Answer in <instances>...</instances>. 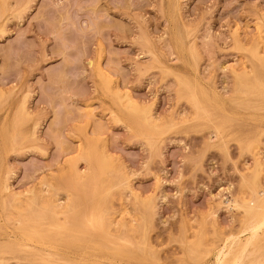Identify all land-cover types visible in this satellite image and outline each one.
Here are the masks:
<instances>
[{
    "label": "rangeland",
    "instance_id": "374dc122",
    "mask_svg": "<svg viewBox=\"0 0 264 264\" xmlns=\"http://www.w3.org/2000/svg\"><path fill=\"white\" fill-rule=\"evenodd\" d=\"M262 195L264 0H0V264H213Z\"/></svg>",
    "mask_w": 264,
    "mask_h": 264
},
{
    "label": "bare ground",
    "instance_id": "6f19581e",
    "mask_svg": "<svg viewBox=\"0 0 264 264\" xmlns=\"http://www.w3.org/2000/svg\"><path fill=\"white\" fill-rule=\"evenodd\" d=\"M7 74V73H6ZM250 83V82H249ZM106 86V85H105ZM244 88V87H243ZM238 90V89H237ZM235 91V90H234ZM249 92V91H248ZM246 95V94H245ZM98 122V121H97ZM98 124V123H97ZM96 127V126H95ZM95 130V129H94ZM98 129L96 128V131H97ZM94 133V132H93ZM95 134V133H94ZM257 161V160H256ZM257 164H258V162H257ZM100 166H102V163H100L99 164ZM99 166V167H100ZM105 169V168H104ZM109 169V168H108ZM85 176V175H84ZM97 181V180H96ZM83 189V188H82ZM263 196V199H261L260 200V202H259V204L257 205V208H261L262 206H263V203H264V195H262ZM48 198V197H47ZM49 198H51V197H49ZM43 199V198H42ZM44 200V199H43ZM45 201H47L46 199H45ZM49 201V200H48ZM71 202V201H70ZM228 203V202H227ZM36 204V203H35ZM227 205V204H226ZM52 208V207H51ZM63 208V207H62ZM143 209V208H142ZM59 210H62V209H59ZM57 211H55L54 213H56ZM69 214H71V212L69 213ZM254 214V213H253ZM255 214H256V212H255ZM264 214V213H263ZM261 216V215H260ZM256 217L255 215H254V217H250L251 219H250V221L247 223V225L245 226V228H244V230H243V233H245L246 235L244 236V235H242V236H244L245 238H244V240H242V241H240L239 239H240V237L238 236V238H235V236L233 237V236H229V237H227V238H225V240L223 241V243H221L222 245L220 246V247H218L217 249H216V251H214V249H213V251L215 252V253H213L214 254V263L213 264H226V260L228 259V257L230 256V255H234V253L236 254V256H235V258L233 259V261H232V264H241L242 262H241V259H242V257H243V255H244V257L246 258L248 255H249V257H250V254H252L253 253V251L252 250H254L256 247H258V245L260 244V242H262L263 240H261V241H259L260 240V238L261 239H264V237L261 235V234H263L264 232H261L260 234H258V235H260V236H258L259 238L257 239V240H255V238H257V234H256V230H257V228L258 227H260V225L261 224H263L264 223V216L262 215L261 217ZM58 217V216H57ZM22 218V217H21ZM67 219V218H66ZM69 220V219H68ZM105 220H106V218H105ZM91 225H92V223H90ZM67 228L65 227V230H67V235L68 236H72L70 239H72V238H76V235L78 236L79 234L80 235H87L88 236V234H89V231H87V230H83V229H81V227H79V226H76V225H74L72 222L71 223H67ZM245 225V224H244ZM107 226H108V224H107ZM128 226V225H127ZM118 227H120V226H118ZM130 227V226H129ZM107 228V227H106ZM109 229V228H108ZM107 229V230H108ZM117 229V228H116ZM130 230V229H129ZM241 230V231H242ZM261 230V229H260ZM264 230V229H263ZM109 231H112L111 229L109 230ZM113 231H115V229L113 230ZM10 232V231H9ZM259 233V232H258ZM46 234H47V232H46ZM240 234H242V233H239V235ZM61 235V234H60ZM66 235V236H67ZM264 235V234H263ZM65 235H63L62 237H66ZM23 237V236H22ZM80 237V236H79ZM11 238H13V237H11ZM10 239V238H9ZM69 239V238H68ZM74 239H72V240H74ZM80 239V238H79ZM90 239H95L94 237H93V235H91V237H90ZM25 240H26V238H25ZM25 240H24V242H25ZM28 240V239H27ZM255 240V244L253 243V241ZM48 241H51V240H48ZM90 241V240H89ZM256 241L259 243H256ZM28 242V241H27ZM30 242V241H29ZM45 242H47V241H45ZM59 242V241H58ZM220 242V241H219ZM218 242V243H219ZM35 243V242H34ZM48 243V242H47ZM46 243V244H47ZM79 243V242H78ZM90 243V242H89ZM33 244V243H32ZM37 244V243H36ZM50 244H52V243H50ZM49 244V245H50ZM74 244V243H73ZM77 244V243H76ZM80 244V243H79ZM85 244V243H84ZM92 244V243H91ZM90 244V245H91ZM34 245V244H33ZM95 245H96V243H95ZM250 245H252L251 247H253L254 245H255V247L253 248V249H251V251H247L250 247ZM41 246H43V245H41ZM46 246V245H45ZM92 246H94V245H92ZM235 246H237L238 247V250H237V252H233V250H234V247ZM39 247V246H38ZM37 247V248H38ZM47 247V246H46ZM75 247V246H74ZM249 247V248H248ZM263 247H264V245H263ZM44 248V247H43ZM43 248H41V249H43ZM56 248V247H55ZM54 248V249H55ZM80 248V247H79ZM259 248V247H258ZM257 248V249H258ZM84 249H86V248H84ZM100 249H103V246H102V248H100ZM48 250V249H47ZM51 250V249H50ZM65 250V249H64ZM67 250H69L68 248H67ZM67 250H65L66 251V253H67ZM104 250V249H103ZM112 250H114V249H112ZM210 250V249H209ZM256 250V249H255ZM65 251H64V253H65ZM70 251V250H69ZM248 252V253H245V252ZM257 251V250H256ZM261 250L259 249V252H260ZM55 252V251H54ZM71 252V251H70ZM69 252V253H70ZM75 252V251H74ZM85 252V251H84ZM87 252V251H86ZM85 252V253H86ZM93 252V251H92ZM112 252H114V254L112 253ZM111 253L112 254H110V252L108 251L107 252V254L109 253V255H115V251H112ZM117 252V251H116ZM251 252V253H250ZM262 252V251H261ZM56 253V252H55ZM60 253V252H59ZM81 253V252H80ZM98 253H99V251H98ZM105 253V252H104ZM131 253H134V252H131ZM246 255H245V254ZM68 254V253H67ZM71 254V253H70ZM90 254V253H89ZM94 254H97V253H94ZM103 253L101 252V255H102ZM106 254V253H105ZM104 254V255H105ZM121 254H123V253H121ZM130 254V253H129ZM248 254V255H247ZM255 254H257L256 252H255ZM69 255V254H68ZM74 254H72V255H70V256H73ZM78 255V254H77ZM76 255V256H77ZM80 255H82V254H80ZM79 255V256H80ZM125 255V254H124ZM254 255V254H253ZM69 256V257H70ZM75 256V257H76ZM83 257H84V255H82ZM103 256V255H102ZM118 256H120V255H118ZM66 257H68L67 255H66ZM74 257V256H73ZM74 257V258H75ZM96 257V256H95ZM98 257H100V254L98 255ZM98 257H97V259H98ZM114 258H115V256H113ZM113 257H111V258H113ZM122 257V256H121ZM136 257V256H135ZM244 257H243V259H244ZM249 257H248V259H249ZM86 258H87V256H86ZM94 258V257H93ZM116 258H117V256H116ZM138 258V257H137ZM252 258V257H251ZM80 259V258H79ZM91 259H92V257H91ZM96 259V258H95ZM102 259V258H101ZM104 259H107L108 260V262H110V260H109V257L107 258V256H106V258H103V260ZM139 259V258H138ZM141 259V258H140ZM145 259V258H144ZM242 259V260H243ZM68 260V259H67ZM66 260V261H67ZM85 261H86V259H84ZM83 260V261H84ZM107 260H104V261H107ZM148 260V259H147ZM81 261H82V258H81ZM92 261H93V259H92ZM99 261V260H98ZM112 261H114V260H112ZM149 261V260H148ZM115 262V261H114ZM243 262H245V261H243ZM89 263V262H88ZM94 263H96V262H94ZM111 263V262H110ZM229 263H230V261H229ZM228 263V264H229ZM111 264H113V262L111 263ZM135 264H138V263H135ZM148 264V263H147Z\"/></svg>",
    "mask_w": 264,
    "mask_h": 264
}]
</instances>
